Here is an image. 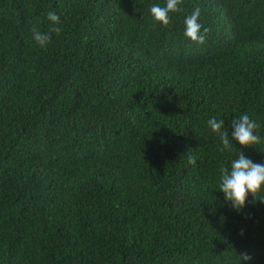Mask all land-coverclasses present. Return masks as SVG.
<instances>
[{"label": "trees", "instance_id": "obj_1", "mask_svg": "<svg viewBox=\"0 0 264 264\" xmlns=\"http://www.w3.org/2000/svg\"><path fill=\"white\" fill-rule=\"evenodd\" d=\"M153 4L0 0V264H264V202L219 189L239 148L264 164V0H182L168 26ZM242 114L256 149L231 140Z\"/></svg>", "mask_w": 264, "mask_h": 264}, {"label": "clouds", "instance_id": "obj_2", "mask_svg": "<svg viewBox=\"0 0 264 264\" xmlns=\"http://www.w3.org/2000/svg\"><path fill=\"white\" fill-rule=\"evenodd\" d=\"M182 0H165L164 6L153 4L150 6L152 18L158 24L168 26L170 23V14L182 12L180 7ZM201 9L196 7L193 12L184 20L185 37L194 43L204 44L206 35L210 29L203 27L199 22ZM47 19L51 22L48 32H41L37 28L32 29V39L41 48H47L52 42V33L59 36L62 28L60 16L54 11L47 13ZM208 127L212 133H215L223 147L221 152L233 150L229 139V132L224 130V120H217L215 117L207 121ZM231 140L238 142L241 147L255 148L254 146L261 142V137L257 130L261 127L256 120L250 118L248 114H242L239 118L232 121ZM256 149V148H255ZM189 162L195 164L193 157H189ZM219 189L224 194L225 200L233 209L242 211L248 201L249 194L253 202H264V198L257 199V195L264 192V164L254 163L247 158L243 151H238L237 158L231 161L230 167H221L219 169ZM243 234V233H242ZM240 260L250 261L252 258L248 253L239 256Z\"/></svg>", "mask_w": 264, "mask_h": 264}]
</instances>
